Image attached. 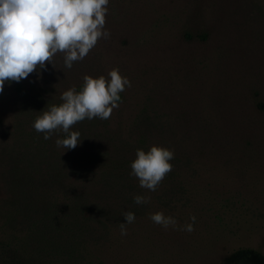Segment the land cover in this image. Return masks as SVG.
I'll use <instances>...</instances> for the list:
<instances>
[{"label":"rangeland","instance_id":"1","mask_svg":"<svg viewBox=\"0 0 264 264\" xmlns=\"http://www.w3.org/2000/svg\"><path fill=\"white\" fill-rule=\"evenodd\" d=\"M107 7L110 37L83 60L67 69L58 53L0 92V264H264V0ZM113 68L131 87L110 119L73 126L74 149L33 128ZM153 145L174 151L154 192L130 175ZM160 211L177 225L155 224Z\"/></svg>","mask_w":264,"mask_h":264},{"label":"clouds","instance_id":"2","mask_svg":"<svg viewBox=\"0 0 264 264\" xmlns=\"http://www.w3.org/2000/svg\"><path fill=\"white\" fill-rule=\"evenodd\" d=\"M109 0H0V92L5 82H20L46 64L53 66L54 57L63 54L64 66L71 69L74 62L83 60L97 45L99 39L109 38L105 30ZM82 89L75 86L61 94L63 103L52 105L37 116L33 128L50 139L53 133L63 132L65 138L55 141L57 147L74 149L80 142V132L71 131L74 125L85 119H110L119 107L120 93L131 82L122 76L118 68L100 76L83 77ZM174 151L162 146L150 150L137 149L131 162L130 175L136 177L141 188L156 191L173 165ZM150 197L134 196L136 204H146ZM126 223H120L121 235H127V225L136 217L124 212ZM165 229L175 227L177 221L160 211L149 217ZM182 230L194 231L196 217Z\"/></svg>","mask_w":264,"mask_h":264}]
</instances>
